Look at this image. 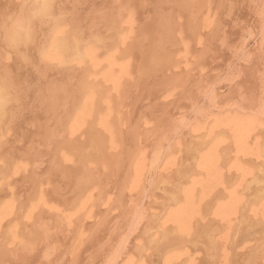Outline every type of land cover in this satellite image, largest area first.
Wrapping results in <instances>:
<instances>
[{
    "label": "bare ground",
    "instance_id": "6f19581e",
    "mask_svg": "<svg viewBox=\"0 0 264 264\" xmlns=\"http://www.w3.org/2000/svg\"><path fill=\"white\" fill-rule=\"evenodd\" d=\"M258 243L264 0H0V264H256Z\"/></svg>",
    "mask_w": 264,
    "mask_h": 264
},
{
    "label": "rangeland",
    "instance_id": "374dc122",
    "mask_svg": "<svg viewBox=\"0 0 264 264\" xmlns=\"http://www.w3.org/2000/svg\"><path fill=\"white\" fill-rule=\"evenodd\" d=\"M251 41V42H250ZM250 43H249V46H251V47H253V46H255V43H256V41H255V39H254V41L253 40H251L250 39ZM252 44V45H251ZM224 86V85H223ZM222 86V87H223ZM222 87H220V91H222V90H224L225 88H222ZM225 87V86H224ZM252 229V228H251ZM250 229V230H251ZM254 229V228H253ZM249 233L250 232H252V231H249V230H247ZM242 232L243 233V235H242V233H241V235L242 236H239V239L238 240H240L241 242H240V245L242 244H245L248 240H249V238H252V237H254L255 235H258V234H260L261 232L260 231H257L256 233L255 232H252V233H248V232ZM253 231H255V229L253 230ZM259 232V233H258ZM255 234V235H254ZM247 235V236H246ZM246 236V237H245ZM245 238V239H243V238ZM248 239V240H247ZM262 244V245H261ZM241 245V246H242ZM262 248V249H261ZM264 245H263V243H258L257 244V247H256V258H255V262L254 263H256V264H259V263H261V262H259V263H257L258 261L257 260H261L262 261V255L264 256V254H263V252H264ZM263 250V251H262ZM262 253V254H261ZM261 254V255H260ZM260 256V257H259ZM257 257H259V258H257Z\"/></svg>",
    "mask_w": 264,
    "mask_h": 264
}]
</instances>
